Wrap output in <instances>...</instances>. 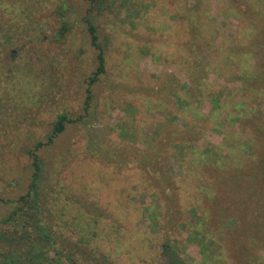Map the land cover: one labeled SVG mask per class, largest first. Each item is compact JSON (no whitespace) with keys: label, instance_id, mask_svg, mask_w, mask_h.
Returning a JSON list of instances; mask_svg holds the SVG:
<instances>
[{"label":"trees","instance_id":"1","mask_svg":"<svg viewBox=\"0 0 264 264\" xmlns=\"http://www.w3.org/2000/svg\"><path fill=\"white\" fill-rule=\"evenodd\" d=\"M43 1L0 0L1 63L10 46L24 53L31 45L28 52L35 54L48 31L55 32L57 38L71 31L66 19L68 0H59L56 7H49L48 11L40 7ZM83 1L89 3L86 23L90 43L97 52V67L89 77L84 113L72 118L68 110H63L45 135L38 133L36 127L24 132L20 128L10 130V133L16 132H13L15 141H7L9 148L17 157L26 159L25 169L30 176L26 194L17 198L4 197L6 192L0 190V208L3 209L0 210V264H114L103 250L91 243L100 237L98 230H107L110 235L114 228L111 223L92 216L89 225L93 231L84 234L85 226H81L76 216L65 219V213L57 209L60 199L52 198L54 194L62 195L60 189L67 192V188L61 187L64 185L60 179L62 171L78 168L83 161L78 155L72 156L71 148L58 153L57 144L71 125L87 122L88 116L95 117L98 112L93 105L95 88L107 73L106 52L100 44L96 12L101 9L106 12V2L112 0ZM165 2L161 13L172 25L151 26L148 33L150 46L146 51L153 53L158 46L170 57H176L170 65L187 78L180 84L182 97H186L181 100V108L190 110L191 100L198 111L194 116L196 121L216 119L213 129L221 141L211 144L207 138L212 130L202 133L197 131V126L188 132L175 128L176 116L169 121L156 122L146 139L135 129L124 127L120 122L117 124L119 136L124 141L136 142L131 155L128 153L129 161L140 162L147 170L148 182L159 189L150 196L151 204L146 208L148 219L158 232L162 225L165 229L184 230L183 214L190 212L189 218H199L203 225L209 223L210 230H215L212 237L198 226L187 232L188 240L197 244L205 261L226 264L223 259L231 253L238 260L237 264H264L260 254L264 251V0ZM158 3V0H152L148 7H156ZM148 10L145 13H149ZM154 35L159 41L172 42L160 46L151 38ZM154 57L168 61L163 55L155 54ZM4 72L0 71V77L6 75ZM220 82L231 86L232 91L227 92ZM226 97L232 99V110H226L229 103L222 102ZM204 102L211 106L207 114L199 109ZM91 125L94 127L90 120L87 127ZM164 135L180 137L170 141L163 139ZM187 139H191L188 144ZM198 143L201 145L197 146ZM187 147L193 152L185 153ZM96 153V150L92 152ZM187 155L209 174L210 181L202 186L206 192H201V199H198L207 204L208 214L201 206H192L185 211L175 200L173 167L181 172ZM54 180L57 185L53 184ZM5 189L8 191L9 187ZM70 198L87 213L106 218L93 203L81 202L75 193ZM173 204L177 209L174 210ZM3 206L9 207L7 213ZM161 217L166 219L162 224ZM226 229L231 237L222 235ZM224 240L229 248L222 253ZM167 241L170 243V239ZM174 261V264L185 263L178 256ZM234 263L231 260V264Z\"/></svg>","mask_w":264,"mask_h":264},{"label":"rangeland","instance_id":"2","mask_svg":"<svg viewBox=\"0 0 264 264\" xmlns=\"http://www.w3.org/2000/svg\"><path fill=\"white\" fill-rule=\"evenodd\" d=\"M58 1L44 0L40 7L48 11L49 7L55 8ZM151 1L112 0L106 2V12L97 10L99 40L107 59V73L94 92L93 105L98 112L93 119L88 116L87 122L71 125L59 140L58 153L71 148L72 156L78 155L83 161L78 168L72 167L70 171L64 172L61 170L60 179L64 184L61 187L67 188V192L60 189L62 195L54 194L52 198L60 199L57 209L65 213V219L77 217L81 226H85L84 234L93 231L89 225L92 216L111 223L114 228L110 235L107 230H98L100 237L91 243L103 250L114 264H174L177 256L184 264H214L210 260L205 261L197 244L187 237V232L196 226L210 233L211 237L214 236L215 230H210L209 223L203 225L199 218L191 219L188 217L191 216L190 212L186 215L184 211V230L165 229L162 225V230L158 232V228L150 223L146 208L151 204L152 192L158 193L159 189L148 182L145 177L147 170L140 162L129 161L128 153L131 155L136 142L124 141L116 128L120 122L124 127L135 129L141 138L146 139L156 122L169 121L176 116L178 119L173 121L175 128L188 132L197 126V131L202 133L212 130L207 138L211 144L216 145L221 141L218 132L213 129L216 119L196 121L194 116L198 111L191 100L190 110L181 108V100L186 99L182 97L181 85L187 78L170 65L176 57H170L158 46L153 53L146 51L147 46H150L149 28H164L170 22L161 13L162 3L166 5L165 0H158L159 7L151 5L152 8H149ZM66 3L70 32L57 38L55 32L48 31L42 38L44 42L36 47V55L32 54L34 51L28 52L31 45L24 53L10 46L0 62V71L5 70L6 73L0 77V190L6 192L4 197L17 198L26 194L29 185L27 178L30 176L25 169L26 159L17 157L9 148L10 143L7 141H15L13 132H16L12 130L10 133V130L20 128L24 132L35 130L36 127L38 133L45 135L63 110H68L72 118L84 113L89 77L97 67V52L90 43L86 23L89 3L83 0H68ZM147 9L149 13H145ZM151 38L160 46L172 42L159 41L156 35ZM155 54L168 57V61L163 57V60L155 58ZM224 86L227 92L232 91L231 86ZM222 102H228L226 110H232L230 97L224 98ZM210 107L208 102H204L199 109L207 114ZM90 120L94 127H87ZM178 137L180 135L162 136L170 141H177ZM190 140H186L187 144ZM172 149L170 147L169 151ZM94 150L97 151L96 155L92 154ZM186 152L193 151L187 147ZM173 169L175 200L179 206L185 211L192 206H201L208 214L209 207L198 199H201V192L205 191L202 186L210 181L209 174L203 172L191 156L181 167V172L177 167ZM53 182L54 185L58 183L57 180ZM6 187H9L8 191ZM74 193L81 202L89 201L99 207L106 218L91 215L78 204H73L70 197ZM161 204L165 205L163 199ZM173 205L174 210L177 209ZM3 207L7 213L9 207ZM165 220L161 217L160 224ZM227 231L222 235L231 237ZM169 239L170 243L167 241ZM226 242L224 240L222 253L229 248ZM260 254L264 257V251ZM231 260L234 264L238 262L231 253L223 262L231 264Z\"/></svg>","mask_w":264,"mask_h":264}]
</instances>
